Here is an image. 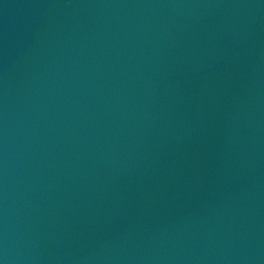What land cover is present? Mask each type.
Returning a JSON list of instances; mask_svg holds the SVG:
<instances>
[{"label":"water","instance_id":"obj_1","mask_svg":"<svg viewBox=\"0 0 264 264\" xmlns=\"http://www.w3.org/2000/svg\"><path fill=\"white\" fill-rule=\"evenodd\" d=\"M0 264H264V0H0Z\"/></svg>","mask_w":264,"mask_h":264}]
</instances>
